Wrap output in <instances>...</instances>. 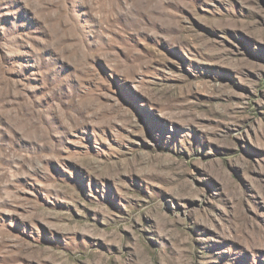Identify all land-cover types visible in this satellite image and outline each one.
<instances>
[{
    "label": "rangeland",
    "instance_id": "1",
    "mask_svg": "<svg viewBox=\"0 0 264 264\" xmlns=\"http://www.w3.org/2000/svg\"><path fill=\"white\" fill-rule=\"evenodd\" d=\"M0 264H264V0H0Z\"/></svg>",
    "mask_w": 264,
    "mask_h": 264
}]
</instances>
